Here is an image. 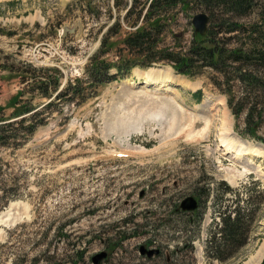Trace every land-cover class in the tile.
Masks as SVG:
<instances>
[{
  "label": "rangeland",
  "instance_id": "374dc122",
  "mask_svg": "<svg viewBox=\"0 0 264 264\" xmlns=\"http://www.w3.org/2000/svg\"><path fill=\"white\" fill-rule=\"evenodd\" d=\"M132 1L0 0V108L8 117L12 99L24 91L21 101L43 119L25 144L0 146V264H93L101 252L107 257L100 264H259L264 258V157L233 159L221 144L236 138L264 152L263 68L242 66L228 53L218 70L188 76L158 61L92 92L86 86L82 103L63 96L49 106L22 83L26 70L55 68L59 73L47 75H60L57 93H63L75 78L87 81L83 73L93 59L136 60L123 48L143 23H134L141 6ZM216 18L228 20L214 28L223 48L260 49L263 41H252L259 34L247 30L261 23L264 33V0L241 16ZM231 20L246 33L225 29ZM167 23L158 48L180 42L186 50L191 18L179 12ZM215 25L210 20L208 28ZM147 70L161 74L147 80ZM244 72L259 85L242 81ZM225 112L231 130L222 133ZM232 168L249 173L230 184ZM244 185L254 186L258 203L248 242L225 261L208 258L212 220L219 223L217 212L232 204L230 190ZM187 196L198 201L194 212L179 210ZM8 219L20 220L8 225ZM141 245L160 253L147 259Z\"/></svg>",
  "mask_w": 264,
  "mask_h": 264
},
{
  "label": "trees",
  "instance_id": "16d2710c",
  "mask_svg": "<svg viewBox=\"0 0 264 264\" xmlns=\"http://www.w3.org/2000/svg\"><path fill=\"white\" fill-rule=\"evenodd\" d=\"M255 0H133L134 4L141 6L135 17L134 23L141 19V12L145 8L142 15L141 25L134 31L127 34L123 40V48L130 57L136 60L126 61L119 60L117 63H109L105 59H93L88 63L87 71L83 73L86 82L75 78L63 93L57 90L60 86L59 76L52 80L48 72L59 73L55 68H39L26 70L19 76L25 86L29 85L32 93L37 92V97H44L52 101H58L61 97L68 100H80L82 103L86 97L85 90L100 88L104 83L113 78L109 76V69L115 68L118 73L127 74L132 67H149L152 63L158 61H166L179 74L191 75L197 74L201 69H215L226 62L227 54L231 53V59L235 63H241L242 66L250 65V67H261L264 69V33H260L261 23H253L247 30L250 34H259V38L252 39L253 42L262 40L260 49H253L250 53H244L242 50H230L222 47L220 39L216 38L215 33L228 20L220 21L216 18V14H232L241 16L248 12ZM132 9V8H131ZM195 10H204L210 20H216V25L207 29L204 36L192 34V39L188 43V47L183 51L184 46L180 42L171 48H158V36L168 26L169 21L174 22L176 14L179 12L192 17ZM176 13L175 15H172ZM225 29L228 31H242L246 33V27L230 21ZM259 40V41H260ZM104 40L102 41V44ZM104 45H102L103 47ZM174 48V49H173ZM102 51V50H101ZM141 57V58H139ZM241 67V66H239ZM241 79L251 85H259L260 80L250 73L241 74ZM24 86V87H25ZM87 86V88H85ZM24 91L18 92V95L12 99L10 104V115L6 117L4 109L0 108V146H5L11 141L19 146L25 144L35 132L37 125L43 119H38L41 115L40 110L34 111V107L28 101H21ZM4 111V112H3ZM26 115V116H24ZM21 117V118H20ZM15 121H10L12 119ZM252 134V133H251ZM253 137V136H252ZM254 186H258V182H253ZM253 188L244 185L243 191L230 190L233 194V201L224 211H218L219 223L212 220L209 227L208 241L205 246V254L208 258L214 260L225 261L234 255L247 244L249 235L253 229L255 219V210L257 209V199L252 195ZM262 192L261 202L264 200V192ZM261 205V204H260ZM181 212V211H180ZM193 213H191L192 215Z\"/></svg>",
  "mask_w": 264,
  "mask_h": 264
},
{
  "label": "bare ground",
  "instance_id": "6f19581e",
  "mask_svg": "<svg viewBox=\"0 0 264 264\" xmlns=\"http://www.w3.org/2000/svg\"><path fill=\"white\" fill-rule=\"evenodd\" d=\"M200 11H202V12L201 13H197L196 15L207 16V18H208V20L210 22L209 14L206 11H204V10H200ZM133 70L138 71L137 69H133ZM151 70H153V69H151ZM151 70H147V71H151ZM135 71H134V74H135ZM142 72H144V71H142ZM160 74H161L160 72L151 71L149 73H146L144 76H145V79H147V80H155V79H157L159 77L158 75H160ZM141 76H143V75H141ZM187 85H189V84H187ZM221 123H222L221 124L222 133L230 132V130H231V128H230V119H229V115H228L227 112H225L224 120ZM221 144L224 146V149H225L226 153H230L232 155L233 159H234V156H235V159H242V160L244 159L245 160V156L246 155L263 156L264 157V152L263 151L254 149V147L252 148L251 146L244 145L241 141H238L236 138H233V139L230 138L229 140H222ZM235 168L226 170V173H227L226 180L230 184H235L240 178L243 177L244 174L249 173L247 171V169L243 170L242 172H240V171L236 170ZM13 206H15V205H11L10 207H13ZM19 216H21V215H19ZM20 219H17V220L8 219L7 221H5V223L8 224V225H13Z\"/></svg>",
  "mask_w": 264,
  "mask_h": 264
},
{
  "label": "water",
  "instance_id": "95a60500",
  "mask_svg": "<svg viewBox=\"0 0 264 264\" xmlns=\"http://www.w3.org/2000/svg\"><path fill=\"white\" fill-rule=\"evenodd\" d=\"M208 18L204 15H194L191 20V24L196 33L204 35L207 29ZM198 208V201L193 196H187L179 204V210L182 212H193ZM160 250L157 248L147 249L144 245L139 247L140 256H145L147 259H151L154 256H158ZM107 257L105 252H101L92 257L93 264H100L102 260ZM259 264H264V258Z\"/></svg>",
  "mask_w": 264,
  "mask_h": 264
}]
</instances>
